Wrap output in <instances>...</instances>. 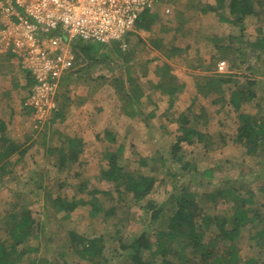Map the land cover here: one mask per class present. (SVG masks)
I'll list each match as a JSON object with an SVG mask.
<instances>
[{
  "label": "rangeland",
  "instance_id": "obj_1",
  "mask_svg": "<svg viewBox=\"0 0 264 264\" xmlns=\"http://www.w3.org/2000/svg\"><path fill=\"white\" fill-rule=\"evenodd\" d=\"M154 1V7L146 10L155 15L151 28L147 31L135 28L128 34L130 43L127 42L126 46L110 42L109 45L97 47L94 52L89 53V56L81 52L78 47H72L71 54L74 59L68 70L70 75L60 80L56 93L58 111L62 113L63 119L54 116L56 111L48 117H42V120L38 119L39 116L33 108L24 104L28 94L27 88L18 91L11 105L0 101V115L8 118L9 110L12 111L10 135H14L13 139L21 147H28L24 157L16 161L13 172L0 178V236L7 235L2 229L3 215L8 216L11 212H17L19 217L22 214V206H25L35 219L34 228L35 232H38V235L32 237L28 243L35 249L30 250L27 255L36 257L38 264H94L82 258L79 251L70 246L68 235L70 229L87 236L100 233L105 234L106 237L115 235L112 225L115 217L105 218L102 211L96 217H91L89 206L81 205L71 213L70 217L64 218L63 212L54 210L52 200L58 195L71 197L77 192L75 184L81 182H86L91 188L112 189V185L100 177V169L106 167V161L103 159L106 154L105 149L115 148L119 143L125 144L122 160L128 164V170L138 166L139 155L143 153L148 156L155 154L156 157H167L168 167L179 173L169 181L156 182L152 191L142 201L144 208L135 205L118 213L125 225L123 238H132L136 233L146 231L151 241L155 242L157 223L155 225L150 221L152 208H149L147 203L152 201L160 205L163 201L167 202L174 191L183 187L196 193H212L223 186L225 179H228L233 181L230 185L238 188L241 195L246 197L252 195L254 199L264 203V153L260 149L255 153L247 152L244 143L236 141L237 112L227 105L221 107L219 104H213L211 101L215 93L209 92L206 97L199 95L194 84L196 78L193 79V76H191L192 81L186 82L184 88L177 92L178 99H175L174 103L176 107L168 109L169 111L163 110L167 107L168 97L157 95L158 57H164L174 63L175 66L172 67L174 73L186 71L187 63L194 62L195 72L201 74L204 72L201 60L212 54L210 52L214 43L212 37L237 33V27L220 21L218 13L201 12V5L207 2L214 4L216 0ZM261 9L264 10V3ZM245 24L246 39L254 40L257 35L256 26L261 23L253 17H248ZM262 24L264 28V23ZM230 45L234 52L229 50L227 55L217 62L226 61L227 71L234 75L232 85H246L247 80L254 78L253 69L249 67L255 68L260 65L264 67V65L261 64L262 60L257 56L256 51L252 46H248L246 41L234 39ZM175 47L181 49L174 50ZM238 47L243 49V55L235 52V48ZM11 65L16 66L15 63ZM14 68H18L20 70L18 74L22 76L23 69ZM186 72H189V68ZM256 75L260 77L259 84H261L264 75L262 73ZM130 78L140 81L145 92H150V96H144L140 105L136 103L137 107L135 106L141 108L147 118H143L140 114L127 116L123 110L127 103L130 104L125 97L133 86ZM259 84L252 86L258 93H260ZM262 85L264 86V83ZM263 97L264 94L251 99L243 109L246 112L256 113V103L260 102V99H263L261 105H264ZM73 100H85L84 102L88 100L85 110L89 107L105 109L108 119L97 118L94 127L86 126V130L81 123H83L82 119L87 118L75 114L74 105L69 107L68 101ZM154 105L156 107L158 105L161 111L158 109L157 112ZM201 107L206 108L203 117L205 121L201 123L200 118L193 123L195 115L199 114L196 112L199 109L201 111ZM184 110L186 113L190 110L189 124L205 133V142L207 141L208 144L204 147L203 143H184L183 153L189 157L194 156L195 153H202L200 167H214L216 181L194 176L189 178L185 175L186 172L179 170L177 163L169 160L168 145L175 140L174 135L178 133L176 130L181 125L179 119ZM150 111H154V115L148 117L147 113ZM102 125L107 126L102 127ZM104 129H110L117 141L102 143L101 139L107 137ZM66 135L80 136L83 141L85 138L91 139V144H86V148L83 147V165L74 164L69 167L57 165L56 160L59 157L57 150L63 146ZM16 158L17 155H14L13 160ZM64 183L69 184L64 186ZM248 190L252 192L249 193ZM76 195L87 197L85 192H77ZM111 203V200L104 201L105 207ZM256 207L261 213L264 212V205ZM211 212L224 213V202L218 200ZM250 228L251 225L243 226L237 241L241 260L253 255L258 256L259 248L250 242ZM114 245L119 254L116 242H112V246ZM18 248H22V244H19ZM186 253L192 257V250L186 249ZM111 255L114 254L108 255L111 258L109 264H120L124 254L120 253L117 259ZM146 256L147 254L144 255L145 258ZM197 256H194V259ZM261 256L264 259V250ZM194 259L185 260L182 264H194L192 262ZM153 264H157V261Z\"/></svg>",
  "mask_w": 264,
  "mask_h": 264
},
{
  "label": "trees",
  "instance_id": "obj_2",
  "mask_svg": "<svg viewBox=\"0 0 264 264\" xmlns=\"http://www.w3.org/2000/svg\"><path fill=\"white\" fill-rule=\"evenodd\" d=\"M263 3L264 0H216L214 4L207 2L200 6L201 12L218 13L220 21L228 22L238 30L237 33H229L224 37H212L214 41L213 49L210 51L212 54L201 60L204 72L198 74L195 79V87L199 95L206 97L209 92L215 93V97L211 101L213 104H219L221 107L227 105L237 112L238 125L235 139L244 143L247 152L254 153L258 149L264 153V105H261L263 99L256 103V113L246 112L243 106L251 99L264 94L262 85L264 81L259 84L260 77L258 78L256 75V73L264 75V67L262 65L255 68L250 66L249 68L253 69L254 78L247 80L246 85L236 86L232 85L234 83L233 73L216 71V63L218 59L226 56L229 50L234 52L230 43L234 39H238L246 41L248 46H252L257 56L262 60L261 64L264 65V28L262 24L264 23V10L261 9ZM154 17L155 15L151 12L144 11L136 28L143 31L149 30L154 22ZM248 17H253L261 23L256 26L257 35L254 40L246 39L245 22ZM129 33L125 35L126 45L127 42L130 43L129 37H127ZM113 43L120 44L117 41ZM109 44L79 41L75 43L74 47H78L81 52L89 56V53L94 52L97 47ZM178 49L181 48H174V50ZM235 52L243 55V49L240 47L235 48ZM157 59L159 61L156 67L157 74L161 78H167L169 84L171 83L169 90L162 89L161 92L162 95L164 94L163 96L168 97V108L163 109L164 112H167L176 102L174 97L177 99V92L181 91L185 84L172 72L174 63L164 57ZM235 62L233 63L235 64ZM187 64L186 71L189 68L190 72L196 67L194 62ZM69 75L70 72H65L63 77ZM25 77L26 85H32L33 78L30 71L26 70ZM130 82L133 84L131 91L125 94L130 104L127 103L123 110L128 116L140 114L143 115V118H147L141 108H136V103L140 105L141 99L144 96H150V92H145L140 81L137 82L130 78ZM165 82L166 80L158 81L156 87L161 89ZM257 84H259L260 93L252 88ZM154 106L157 108V112L158 109L161 111L158 105ZM205 109V107H201V111L199 109L196 112L199 114L195 115L193 123H196L200 118L202 119L201 123H204ZM9 112L8 118H0V178L12 173L16 161L22 159L28 151L27 146L21 147L13 139L14 135H10L11 109ZM188 113H191L190 110ZM188 113L183 111L179 119L181 125L176 130L178 133L174 135L175 140L168 145L169 160L177 163L179 170L186 172L185 175L189 178L194 176L200 179L215 180L214 167H200L202 153H195L192 157L183 153L182 144L184 143H203L204 147H207L208 144L207 141L205 142V133L189 124L191 122ZM54 114L59 119H63L60 111L57 110ZM147 114L148 117L154 115V111ZM104 133L107 137L101 139L102 143L117 141L111 130L105 129ZM63 142V146L57 150L59 153L56 160L57 165L59 167H69L74 164L83 165L84 141L82 137L66 135ZM124 145V143H119L115 148L107 147L106 154L103 156L106 167H101L100 177L109 182L112 189L91 188L86 182H81L75 184V187L77 192H85L86 198L77 196L76 192L71 197L58 195L52 200L54 210L63 212L64 218L70 217L71 213L81 205L89 206L91 217H96L102 211L105 218H116L112 224L115 235H110V237H106L102 233L87 236L79 234L73 229L68 231L70 246L79 251L82 258L94 264H109L111 259L108 257L109 254H114L111 256L116 258L121 253L124 255L120 259V264H153L155 261L157 264H182L185 260L194 259V256L198 255L192 261L194 264H264V259L261 256L264 250V212L261 213L256 207L262 206L264 203H261L259 199H254L252 195H248V197L241 195L238 188L230 185L233 181L228 179H225L223 186L212 193H196L183 187L181 190L174 191L167 202L163 201L160 205L149 201L147 206L152 208L150 221L155 225L157 223L155 242L151 241L146 231H140L132 238H123L125 225L118 213L135 205L144 208L142 201L152 191L156 182L169 181L174 175L179 174L168 167L167 157H156L155 154L148 156L143 153L139 155L138 166L128 170V164L122 160ZM14 155H17L15 160H13ZM68 184L64 183V186ZM248 192L252 191L248 190ZM106 200H111V205L105 207L104 201ZM218 200H222L225 204V212L222 214L211 212ZM21 209L22 214L19 217L17 212H11L8 216L4 214L2 217V229L7 235L0 236V264H38L36 257L27 255L30 250L35 249L28 245L31 238L38 235L34 228L35 219L25 206H22ZM246 225H251L250 242L258 247L259 251L258 256L253 255L241 260L237 241L241 228ZM209 234L210 236H208ZM112 242H116L119 254L115 250V245L112 246ZM19 244H22V248H18ZM186 249L192 250V257L188 256ZM145 254L149 259L144 257Z\"/></svg>",
  "mask_w": 264,
  "mask_h": 264
},
{
  "label": "built area",
  "instance_id": "obj_3",
  "mask_svg": "<svg viewBox=\"0 0 264 264\" xmlns=\"http://www.w3.org/2000/svg\"><path fill=\"white\" fill-rule=\"evenodd\" d=\"M154 0H0V53L20 60L33 84L24 102L48 117L59 109L56 93L71 68L76 42H120ZM220 60L216 71L226 72ZM43 118V119H44Z\"/></svg>",
  "mask_w": 264,
  "mask_h": 264
},
{
  "label": "crops",
  "instance_id": "obj_4",
  "mask_svg": "<svg viewBox=\"0 0 264 264\" xmlns=\"http://www.w3.org/2000/svg\"><path fill=\"white\" fill-rule=\"evenodd\" d=\"M74 45L75 44H73L72 47H74ZM12 63H15L16 66H12L11 65ZM17 64H19V65H17ZM6 65H9L12 67L6 68L5 67ZM14 67H21L23 69L22 70V76L19 75L20 70L18 68H14ZM192 70L193 71H191V72L183 71V72L175 73V74L177 75V78L186 85V82L190 83V81H192L191 76H193V79L197 77L198 73H196L194 69H192ZM25 72H26V69L22 66V63L20 62L19 59H17L16 57H14L10 54L0 53V101H1V103H2V101H4L5 104L11 105L13 98L16 97V95L20 89H23V88L28 89L29 86L26 85L27 79L25 77ZM63 76H64V74H63ZM63 76H62V78H63ZM160 80H166L165 84H163L164 87H162L161 89L160 88L157 89L158 90L157 95L159 96V94H160L161 96H163L164 94L162 95V93H161L162 89L169 90L171 88V83L169 84V80H167V78H161V76L157 74V82ZM192 86H193V83H192ZM175 99H176V97H175ZM177 99H178V97H177ZM84 101H77V100L68 101L69 107L74 105L73 111L75 114H77L78 116H81V118H84V117L87 118V119H82V122H83V123H81L82 126L94 127L97 118L101 119V117H103L105 119H108L105 109L104 110L102 108L94 109V107H92V109H93L92 110L89 107L88 109H86L87 110L86 111L85 108L87 107V101L88 100L86 102H84ZM84 104H85V107H84ZM66 107H68L67 104H66ZM174 107H176V104L173 103L172 108H174ZM166 108H168V100H167V107ZM172 108H170V109H172ZM64 109H66V108L64 107ZM1 110H2V108H1ZM103 113H105V115ZM0 118H3V116L0 115ZM106 126L107 125H105V126L102 125V127H106ZM87 127H86V130H87ZM96 127H99V125H96ZM103 131H105V129ZM84 142H85L84 147L86 148V144L89 145V144H91L92 141H91V139L85 138ZM88 149L89 148H87V150Z\"/></svg>",
  "mask_w": 264,
  "mask_h": 264
}]
</instances>
